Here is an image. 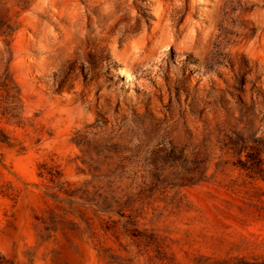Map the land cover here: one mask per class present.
Segmentation results:
<instances>
[{
	"label": "rangeland",
	"instance_id": "1",
	"mask_svg": "<svg viewBox=\"0 0 264 264\" xmlns=\"http://www.w3.org/2000/svg\"><path fill=\"white\" fill-rule=\"evenodd\" d=\"M118 1L0 0V264H264V0Z\"/></svg>",
	"mask_w": 264,
	"mask_h": 264
},
{
	"label": "bare ground",
	"instance_id": "2",
	"mask_svg": "<svg viewBox=\"0 0 264 264\" xmlns=\"http://www.w3.org/2000/svg\"><path fill=\"white\" fill-rule=\"evenodd\" d=\"M121 1V3H120V5H121V7H122V9L123 10H125L124 12L125 13H129L130 15H131V17H132V21L130 22V26H129V28L127 29L129 32L130 31H133L134 30V28H135V24H136V22L137 21H139V22H142V17L140 18L139 16H140V14H139V16H138V8H139V5H140V3L138 4L137 3V1L136 0H119L118 2H120ZM161 0H156V2H160ZM178 1V0H177ZM140 2V1H139ZM113 3H111L110 5H112ZM117 4V3H116ZM152 6H153V4H152ZM186 6V3H185V0H181V1H178L177 3H174V7L175 8H177V9H179L180 8V10H182L184 7ZM120 7V8H121ZM179 7V8H178ZM117 8H115V10H116ZM118 10V9H117ZM176 10V9H175ZM107 11H108V9H107ZM118 11H121V10H118ZM109 15L111 16V18H113L114 19V14L116 13L114 10H113V8L112 9H110L109 8ZM172 12V11H171ZM170 12V13H171ZM174 12V11H173ZM176 12V11H175ZM174 12V13H175ZM152 13V12H151ZM177 13V12H176ZM128 14V15H129ZM157 14V13H156ZM169 14V13H168ZM123 15V14H122ZM170 15L171 14H169L168 16L170 17ZM109 16V17H110ZM171 19H172V17H171ZM144 20V19H143ZM73 22L76 24V25H80L81 24V26H80V30L81 29H85L86 28V18H84L83 16H81V15H75L74 16V20H73ZM116 22V21H115ZM115 22H110L109 24H106L105 26H103L101 29H98L97 30V33L98 34H100V33H102V32H104V31H108V30H110L111 28H113L114 27V25H115ZM174 22H175V20H174ZM121 23V22H120ZM123 23H124V21H123ZM123 23H121L122 25H124ZM143 23H145V22H143ZM157 23V22H156ZM141 24V23H140ZM169 28H168V31H169V33H168V36H167V41L168 42H172V43H174L177 47H179L180 46V44H178V42H180V41H177L178 39H176L175 38V36H174V26L172 25V21H170L169 23ZM129 25V24H128ZM138 25V24H137ZM121 27H123L124 28V26H121ZM126 27V26H125ZM141 27V26H140ZM145 28V27H144ZM121 29V28H120ZM147 29V28H146ZM125 30V29H124ZM145 30V29H144ZM146 31V30H145ZM144 33V32H143ZM141 34H142V31L139 33V35H140V37H141ZM162 36V35H161ZM129 37H131L132 39H133V41H135V42H140L141 43V41L139 40V38H138V34H136V33H133V34H129ZM158 37V36H157ZM157 37H156V40H158L157 39ZM165 37V36H164ZM258 37V36H257ZM161 38V37H160ZM141 39H143V38H141ZM176 39V40H175ZM143 41V40H142ZM131 42V41H130ZM134 42V43H135ZM158 42V41H157ZM167 43V42H166ZM138 44V43H137ZM155 44V43H154ZM124 46V45H123ZM133 46H134V44H133ZM132 46V47H133ZM135 47H136V45H135ZM138 48H139V46H138ZM136 49V48H135ZM121 51V50H120ZM136 51V50H135ZM123 52V51H122ZM137 52V51H136ZM141 52V51H140ZM118 53H120V52H118ZM142 53V52H141ZM137 56V55H136Z\"/></svg>",
	"mask_w": 264,
	"mask_h": 264
},
{
	"label": "trees",
	"instance_id": "3",
	"mask_svg": "<svg viewBox=\"0 0 264 264\" xmlns=\"http://www.w3.org/2000/svg\"><path fill=\"white\" fill-rule=\"evenodd\" d=\"M246 264H252V263H247V262H245Z\"/></svg>",
	"mask_w": 264,
	"mask_h": 264
}]
</instances>
